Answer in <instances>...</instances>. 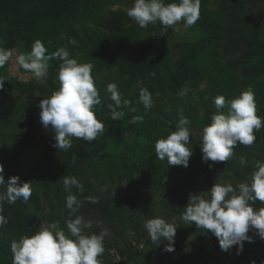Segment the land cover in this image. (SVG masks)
<instances>
[{
  "label": "trees",
  "instance_id": "obj_1",
  "mask_svg": "<svg viewBox=\"0 0 264 264\" xmlns=\"http://www.w3.org/2000/svg\"><path fill=\"white\" fill-rule=\"evenodd\" d=\"M109 3L0 0V48H20L27 54L40 40L47 54L63 47L79 63L93 64L102 100L93 110L104 123L95 141L72 138L67 151L52 146L54 133L49 128L42 158L23 173L18 165L33 144L38 105L59 88L56 74L61 61H49L48 76L40 83L11 77L10 62L0 67V78L6 79L0 89L3 175L5 181L19 176L32 182L28 203L3 205L8 223L0 227V264H11L10 242L32 234L42 221L59 222L67 232L65 175L75 176L84 186L72 192L82 204L76 215L93 222L86 234L107 230L105 252L98 257L101 264H264V240L251 230L253 242H243L237 254L236 246L222 251L215 236L182 219L190 194L209 191L216 182L236 187L250 179L255 161H264V127L254 131L253 145L237 144L225 162H204L199 147L203 127L217 112L216 96L231 100L250 87L257 115L264 118V0H215L213 9L210 0H201L200 18L191 26L196 31L177 38L161 36L154 24L141 29L127 11ZM138 81L152 94L153 107L147 111L139 102ZM110 83L117 85L122 100L130 102L117 109L124 113L118 120L111 119L108 107H115L106 91ZM13 93L24 99L13 100ZM220 111L227 112V104ZM181 114L190 121L186 127L191 130L192 155L187 168L169 166L154 150L156 140L175 130ZM137 116L142 121L132 123ZM88 197L98 202L92 204ZM252 206L259 209L264 204L257 201ZM157 217L177 227L173 252H165L167 241L153 242L144 229L146 220ZM142 242L143 251L135 245ZM113 249L122 257L118 263Z\"/></svg>",
  "mask_w": 264,
  "mask_h": 264
},
{
  "label": "clouds",
  "instance_id": "obj_2",
  "mask_svg": "<svg viewBox=\"0 0 264 264\" xmlns=\"http://www.w3.org/2000/svg\"><path fill=\"white\" fill-rule=\"evenodd\" d=\"M200 9L201 0H172L171 3H165V0H133L127 16L141 29L159 22L164 27L160 34L163 36L169 27L181 21L185 28L194 25L200 18ZM11 57V49L0 48V67H4ZM53 59L61 61L56 74L59 88L50 97L40 101V123L44 129L51 128L54 133L55 143L52 146L67 151L73 146L72 138L92 142L103 133L104 123L97 119L93 110L102 100L92 76L94 65L79 63L63 47L47 54L43 42L36 40L30 52L17 55L15 62L37 80H43L48 76L49 61ZM5 80L0 78V89ZM142 84V81L137 82L139 102L147 111L153 107L152 94ZM106 91L115 105H108L111 119H121L124 113L117 109L128 106L130 102L122 100L115 83L108 84ZM213 103L217 112L211 115V122L203 127L199 147L204 162H225L233 157V149L237 144L250 147L255 143L254 131L264 127V118L257 115L255 93L250 87L231 100L226 101L223 95L216 96ZM226 104L227 112L220 111ZM142 119L137 116L131 122ZM189 123L188 118L181 114L175 130L155 141L154 150L158 160H166L169 166H189L192 155L188 147L191 144V130L186 127ZM240 164H247L243 156L240 157ZM3 172L4 167L0 164V189H4L0 192V227L8 223L7 217L3 215L5 202L9 205L18 200L28 203L32 196V182L21 181L19 176H12L5 181ZM62 181L68 193L65 197V206L69 210V217L65 220L67 232L60 227L59 222L42 221L32 234L10 242L11 264H101L98 257L105 252L107 230L99 235L86 234L85 229L92 228L93 222L76 215L82 204L72 192L73 188L82 191L84 186L71 175H65ZM87 200L92 204L98 202L93 197ZM257 201L264 204L262 160L254 162L250 179L236 187L228 182H216L209 191L190 194L182 219L186 223H194L200 230L210 232L217 238L222 251L227 252L236 246L239 254L243 250V242H253L252 236L248 235L250 230L264 240V207L254 208L252 205ZM144 229L153 242L164 244L167 241L164 244L165 252L174 251L177 227L173 224L157 217L146 220Z\"/></svg>",
  "mask_w": 264,
  "mask_h": 264
},
{
  "label": "rangeland",
  "instance_id": "obj_3",
  "mask_svg": "<svg viewBox=\"0 0 264 264\" xmlns=\"http://www.w3.org/2000/svg\"><path fill=\"white\" fill-rule=\"evenodd\" d=\"M112 3H109L112 5L113 8L117 9L121 7L123 10L127 11L130 7L133 5V0H110ZM215 0H210V8H214ZM154 26L159 28V32L161 33L164 31V27L160 25L159 22L155 23ZM187 31H189V34L191 31H196L194 30L193 27L185 28L183 26V22L181 21L177 25H174L172 27H169L167 29V33H165V37L170 36L171 38H177L179 35L185 36ZM22 54L20 48H16L12 50V57L10 58V68H9V73L10 76L13 78H17L21 82H29L31 80H35L37 82H43V80H37L31 73H28L26 71H23L22 68H20L16 62L15 58L17 55ZM11 98L13 100H16L18 102L22 101L24 99L23 94L19 93H13L11 95ZM49 134V129H44L43 126L40 123V116L39 114L37 115V120H36V132H35V137L33 140V144L31 148L26 152V154L23 156L22 160L20 161L18 168L20 171L23 173H26L29 171L31 168H33L37 162L40 161V159L43 156V146L44 142L46 140L47 135Z\"/></svg>",
  "mask_w": 264,
  "mask_h": 264
},
{
  "label": "built area",
  "instance_id": "obj_4",
  "mask_svg": "<svg viewBox=\"0 0 264 264\" xmlns=\"http://www.w3.org/2000/svg\"><path fill=\"white\" fill-rule=\"evenodd\" d=\"M135 245L137 246L139 250H142V251L145 250L146 248V244L144 242L140 244L135 243ZM112 254L115 256L114 258L115 262H120L122 260L121 255L116 250H112Z\"/></svg>",
  "mask_w": 264,
  "mask_h": 264
}]
</instances>
